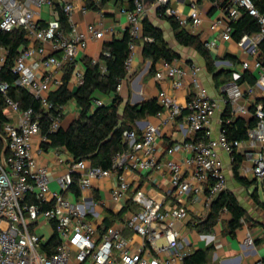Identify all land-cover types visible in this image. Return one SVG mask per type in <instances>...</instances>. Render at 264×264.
<instances>
[{
  "label": "built area",
  "instance_id": "1",
  "mask_svg": "<svg viewBox=\"0 0 264 264\" xmlns=\"http://www.w3.org/2000/svg\"><path fill=\"white\" fill-rule=\"evenodd\" d=\"M90 1L96 7L103 2ZM75 2L81 4L82 14L89 11L87 0H0V30L12 32L22 29L29 41L40 43L38 47L28 45L21 49L12 73L16 76V86L30 94L48 117L50 134L58 131L61 123V114L52 111L54 106L49 99V91L56 82L52 71L72 66L76 83L81 86L83 73L77 69L76 56L86 49L89 39L99 40L104 34L94 26L88 27L85 33L79 30L73 22ZM154 3L182 28L196 30L201 25V12L195 1L189 2L186 15L178 8H172L170 0H154ZM119 12L126 18L132 40L124 62L127 80L133 74L135 41L143 40L141 17L146 12L144 0H132L131 10L120 9ZM222 13L221 18L212 22L210 30L221 31L223 42L233 40L232 23L243 13L257 20L259 32L245 34L237 41V47L245 55L258 51L253 62L241 64L245 72L253 74L255 84L243 88L237 82L239 76L233 74L225 96L216 99L204 88L198 65L180 64L179 60L159 62L155 79L168 80L174 91L186 87L185 103L180 105L165 91H159L157 103L163 109L155 116L159 124L148 125L140 140L136 131H125L123 139L127 149L115 155L107 170L93 167L89 161H72L64 172L53 177L32 152L35 138L40 145L48 139L42 133L38 117L34 116L32 109L21 110L19 104L7 96L8 85L0 84L7 108L16 114V122L6 123L3 129L6 155L0 158V264H183L187 255L181 251L177 225L189 220L188 201L202 202L209 208L227 190L226 167L221 154H226L231 164V155L243 149L244 158L250 161L242 167L243 173L258 181L264 179V109L262 105H256L251 113L248 107L256 89L264 91V52L258 50L264 39V16L254 7L252 0H226ZM60 14L67 18L68 33L61 28ZM145 41L151 40L145 38ZM45 44L53 52H60L61 56L46 53ZM204 45L213 50L217 42L212 39ZM6 57L7 51L0 47V70ZM96 62L93 59V63ZM120 89L121 84L117 87L118 91ZM221 102L230 105L234 118L251 115L256 120L245 141L229 140L221 129L216 138L211 137V121ZM102 104L101 100L94 101V106ZM181 115L189 138L172 145L166 153L185 152L188 156L183 163L171 159L160 163L155 155L160 129L173 124ZM38 150L42 151L41 148ZM163 167L170 175V207L164 208L162 201L138 189L133 195L138 208L126 215L122 228L108 227L99 231L87 218L88 209H81L68 197L75 175L81 192L90 190L94 182L112 178L116 186L110 191L109 200L121 204L129 190L125 171H158ZM51 184L57 189L52 190ZM28 197H32L33 202H28ZM101 205H104L103 201ZM40 220L52 224L57 236V244L50 253L42 249V244L46 243L34 231ZM125 229L139 237L140 242L125 237ZM252 242L249 237L247 243L251 245Z\"/></svg>",
  "mask_w": 264,
  "mask_h": 264
},
{
  "label": "crops",
  "instance_id": "2",
  "mask_svg": "<svg viewBox=\"0 0 264 264\" xmlns=\"http://www.w3.org/2000/svg\"><path fill=\"white\" fill-rule=\"evenodd\" d=\"M190 1L197 2L202 21L200 27L196 30H191L187 27L183 29L192 35L198 36L203 43L212 39L216 40L217 46L215 49L210 50L213 56L218 58L215 62L216 68L218 70L230 69L233 71V74H237L239 78L243 76L245 71L241 68L242 62H253L254 59L257 58L258 51H256L255 54L251 53L250 55H245L241 53L235 40L223 42L221 40V31L212 32L210 30L212 22L223 16L221 6L223 0H170V5L172 8H178L183 15H186ZM144 4L146 12L141 17V21L147 18L151 24L163 32L167 44L179 54L180 59L178 60L180 64L194 63L198 65L201 69L200 77L202 84L208 94L212 98L222 99V95L225 93L228 83H221L219 86H216L212 76L205 69L203 59L193 49L181 47L175 42L169 23L158 16L157 6L154 0H144ZM80 9L81 4L75 2L73 22L78 26L79 30L85 33L88 27L94 26L98 31H103L104 33L102 39H89L86 49L80 51L76 56L77 69L84 74L82 59L86 57L97 61L104 43L114 38H122L123 33L127 30V22L125 16L121 15L119 12L120 7L113 2L101 3L96 10L89 9L85 14H82ZM28 45H35L38 47L40 43H32V41L28 39ZM44 46L46 53L56 57L61 56L60 52H53L48 44ZM141 53L142 43H138L133 56V74L127 80L123 81L121 89L118 91L123 102H128V104L132 106H137L151 99H157L159 91L163 90L168 96L176 99L180 105H183L186 99L187 88L185 87L182 90L174 91L168 80H156L155 74L156 71H158L157 68L159 64L156 65L154 76H150L149 71L152 62L150 60H143ZM225 56L236 58L238 63H232L224 59ZM65 73L66 68L52 71L56 82H53V86L49 91L50 100L56 91L63 86ZM248 73L253 75L250 72ZM238 84L243 88L246 86H253L244 80L241 83L238 82ZM66 88L70 93L76 92L79 88L73 71ZM262 98H264V91L256 89V94L248 103L249 110L251 111L254 109L256 105H261L258 101ZM101 99L104 104L110 103V98L101 97ZM220 105L210 125L212 138H216L220 131L221 115L225 110V104L221 102ZM60 110L62 113L60 127L64 129L67 128L74 119L78 118L79 108L73 100L63 105ZM4 113L9 122H16V114L9 108L6 107ZM242 118L248 120L252 117L249 115L242 116ZM158 124L159 121L155 116L138 120L135 123L138 140H140L142 131L148 125ZM212 125L214 126L212 127L213 130H211ZM160 130V137L155 148V155L158 161L164 163L166 160L171 159L183 163L184 158L188 156L187 153L179 152L173 155H168L166 153L167 149L172 145L182 143L189 138L186 136V125L183 115L177 117L173 124L161 127ZM50 143V140L47 139L46 142L40 145L38 139L35 138L32 152L35 154L38 162L47 167L52 176L56 177L64 172L66 167L73 160L62 148H53L50 146ZM39 148H41V152H38ZM243 152L242 149L239 154L243 156ZM4 155H6L5 143L4 149L0 153V158ZM221 155L226 167L227 191L237 199L241 207L246 211V218L240 221L241 227L238 230L233 234H229L226 228L229 215L227 212L223 211L211 232L199 233L193 227V224L205 220L209 213V208L205 207L202 202L193 203L188 201L187 211L189 220L186 223L183 222L177 225L181 235V251L189 255L196 250L212 246L206 264H255L259 261L261 262L264 259V202L260 199L259 195L257 196L258 204L249 197L255 190V187L252 186L247 190L238 184L233 178L228 156L226 154ZM249 163L250 161L243 156L239 172L240 176L246 178L248 181H252L254 180L253 176L245 175L242 169L243 166ZM124 175L129 182V190L126 199L121 204H114L109 200L110 191L116 186V181L112 178L94 182L90 190L83 192L79 190L80 197L78 199H75L72 192L68 195L69 199L77 203L81 209H88L87 218L95 223L99 231H103V229L108 227L122 228L126 215L138 208L133 201V195L138 189H142L147 196L162 201L164 208H168L172 204L170 175L165 167L158 171L153 170L148 172L127 170L124 172ZM101 201L104 202V205H101ZM34 231L41 238L48 233L49 237L47 241L54 233L52 224L42 220L39 221ZM123 234L125 237H131L134 241L140 242V238L133 235L132 232L127 229L123 231ZM249 237L253 240L251 245L247 243ZM184 239L186 240L185 242L183 241ZM47 241H45V243H47Z\"/></svg>",
  "mask_w": 264,
  "mask_h": 264
},
{
  "label": "trees",
  "instance_id": "3",
  "mask_svg": "<svg viewBox=\"0 0 264 264\" xmlns=\"http://www.w3.org/2000/svg\"><path fill=\"white\" fill-rule=\"evenodd\" d=\"M108 2H113L120 9H132V0H103L102 4ZM252 2L257 11L264 16V0H252ZM225 3L226 0H223L221 6L223 7ZM86 4L91 10L97 9L90 0H87ZM163 13V9H157L158 16L169 23L175 42L181 47L193 49L203 59L205 69L212 76L214 84L219 86L221 83H229L232 79L233 71L230 69L218 70L215 66L218 58L213 56L200 38L186 32L173 17H167ZM59 20L63 31L68 33L67 18L60 14ZM141 24V38L143 40L135 41V44L142 43L141 56L143 60L152 62L149 75L154 76L156 65L159 62H172L180 59V56L167 44L163 32L151 24L147 18H144ZM232 27V38L236 42L243 35L257 33L260 29L257 20L247 13H243L238 20L234 21ZM145 38L151 41H145ZM131 41L129 30L127 29L123 33L122 38H114L103 44L101 54L96 63H93V59L83 58V84L74 93H70L66 88L73 67H66L63 86L51 97V102L54 106L52 111L60 113L62 118L60 108L70 100H73L79 108V115L67 128L60 127L58 131L52 134L48 133V117L41 112L39 103L26 91L16 86V76L12 73L14 61L19 56L21 49L28 46V39L22 29H16L12 32L0 30V47L7 51L5 64L0 70V84L6 83L8 85L7 96L17 102L21 110L32 109L34 111V116L38 117L40 121L42 133L47 135L51 142V147L62 148L70 155L73 162L85 160L89 161L93 167L107 170L111 167L115 155L127 149L123 133L125 131H136L135 123L138 120L156 116L163 110L157 103V99H151L140 105L132 106L128 102L124 103L118 94L117 87L126 78L124 62L129 54V43ZM258 50L259 52H264V39L260 43ZM224 59L232 63H238V60L231 56H225ZM243 80L251 85L255 84V77L247 71L237 82L241 83ZM222 96L224 97L225 95L223 94ZM101 97L110 98V103L94 106L95 100L102 101ZM258 103L264 109V98L260 99ZM6 107L5 97L0 92V153L4 149L3 129L5 124L9 122L4 113ZM254 110L255 108L251 110V113ZM255 125L256 120L254 118L248 120L242 117L234 118L230 113V105H225V110L221 115L220 129L224 131L229 140L245 141L248 130L254 128ZM231 157V171L234 180L247 190L252 186L256 187L258 180L248 181L240 176L239 170L243 156L239 153H233ZM70 190L75 199L80 197L77 175L73 177V184ZM257 196V189L249 195L255 203L258 202ZM27 201L33 202V198L28 197ZM224 210L229 215L226 228L229 234H233L241 227L240 221L246 218V211L227 190L222 192L211 203L205 220L193 224V227L199 233L211 232ZM56 244L57 236L53 233L47 243L42 244V249L50 253ZM211 250L212 246L196 250L184 258L183 264H206ZM261 262L264 263V259Z\"/></svg>",
  "mask_w": 264,
  "mask_h": 264
},
{
  "label": "rangeland",
  "instance_id": "4",
  "mask_svg": "<svg viewBox=\"0 0 264 264\" xmlns=\"http://www.w3.org/2000/svg\"><path fill=\"white\" fill-rule=\"evenodd\" d=\"M219 90H220V87H219ZM212 127H214V126L213 125L211 126V130H213ZM51 189L52 190H56L57 188H56L55 185L51 184ZM255 189H257V192H258V195H259L260 199L264 202V186L262 185V182L261 181H258L257 186L255 187ZM48 237H49V235L47 233L42 238V241H44V242L47 241Z\"/></svg>",
  "mask_w": 264,
  "mask_h": 264
},
{
  "label": "water",
  "instance_id": "5",
  "mask_svg": "<svg viewBox=\"0 0 264 264\" xmlns=\"http://www.w3.org/2000/svg\"><path fill=\"white\" fill-rule=\"evenodd\" d=\"M227 86H228V85H227ZM261 182H262V185L264 186V179H262V181H261Z\"/></svg>",
  "mask_w": 264,
  "mask_h": 264
}]
</instances>
